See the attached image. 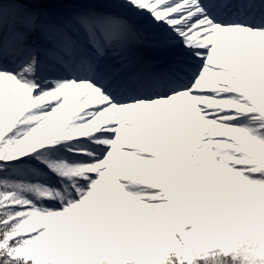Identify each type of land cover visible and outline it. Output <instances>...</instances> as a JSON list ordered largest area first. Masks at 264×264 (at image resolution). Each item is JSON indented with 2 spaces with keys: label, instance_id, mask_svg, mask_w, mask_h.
<instances>
[{
  "label": "snow or ice",
  "instance_id": "snow-or-ice-1",
  "mask_svg": "<svg viewBox=\"0 0 264 264\" xmlns=\"http://www.w3.org/2000/svg\"><path fill=\"white\" fill-rule=\"evenodd\" d=\"M0 264H264V0H0Z\"/></svg>",
  "mask_w": 264,
  "mask_h": 264
}]
</instances>
